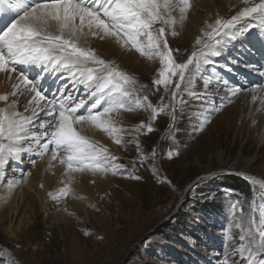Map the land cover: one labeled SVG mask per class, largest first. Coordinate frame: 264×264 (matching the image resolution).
I'll return each mask as SVG.
<instances>
[{
    "label": "rangeland",
    "instance_id": "374dc122",
    "mask_svg": "<svg viewBox=\"0 0 264 264\" xmlns=\"http://www.w3.org/2000/svg\"><path fill=\"white\" fill-rule=\"evenodd\" d=\"M229 1L214 5L210 0H189L186 18L176 19L174 26H165L169 46L179 49V52H173L177 63H185L195 51L192 41L183 35L187 28H193L192 17L203 18L201 30L206 33L216 27L218 19L229 20L245 7L260 3V0H240L237 4L234 0L228 4ZM12 18H18V14ZM243 21L248 24L243 30L234 29L237 36L242 34L249 40L253 35L260 34V42L256 40L252 45L262 44L264 47V24L251 18L242 19L239 23ZM159 27L161 25L156 24L153 29ZM173 28L175 35L172 34ZM200 36L198 33L197 37ZM71 39L75 41L77 37ZM231 42L234 48L228 47V52L223 51L220 58L212 59V64L201 69L193 80L191 92L179 93L184 98L183 104L179 98H172L178 76L172 78L168 88L160 85L157 91L153 81L159 78L162 68L160 58L141 55L128 45L132 53L141 58L140 62L134 66L131 63L127 66L111 64L135 81L126 86L133 90V98L126 102L124 108L114 109L104 116L125 121L123 118L134 112V106L129 110L128 105L133 104V99L144 96L148 97L153 107H164V112L151 121L153 131L140 128V121L133 125L135 129L126 143L116 144L117 151L124 152L126 146L131 148L124 164L130 163L132 170H136V176L140 177L136 179L135 188L129 192L131 194L123 195L114 202L112 225L105 217H93L89 222L85 213H80L78 221L85 226L80 231V238L83 237L84 241L81 242L75 233L64 240L66 235L61 229L72 211L67 213L64 208L53 205L46 214L35 191L28 190L25 185L27 175L16 185L24 196L18 194L4 206L0 204V264H246L232 251L236 242L227 240L226 230L237 235L238 229L233 221L241 215L247 219L253 205L264 203V189L260 186V182H264V102L252 105L249 100L244 102L245 97L250 99L249 92L255 88L256 82L259 81V88H264V76H257L249 82L246 76V67L250 64L264 67V52L252 53L244 43H238L241 41ZM80 43L90 50L87 39ZM234 52H237L236 55ZM128 54H119L123 63L128 62ZM37 76L38 73L29 74L36 81ZM209 79L212 85L206 86L205 82ZM218 81H227L229 87L235 86L243 91L232 97L219 86ZM44 93L59 99L66 95V89L58 87L55 91ZM84 93L83 90L73 97L74 100H87L78 114H84L94 102L87 105L92 97H88V92ZM238 103L245 106L244 109L238 110ZM108 106L102 101L96 111ZM217 107L222 110L212 112L210 123L204 126L203 131H195L203 118ZM21 112L24 111L21 109ZM242 112L247 115L245 119ZM225 120L228 122L224 126ZM213 144L215 147L204 154L205 147ZM109 149L107 151L112 156ZM177 149L179 156L175 155ZM153 150L156 152L154 161L147 159L141 164V156L148 157ZM170 150L173 152L171 159L167 155ZM199 154L204 155L203 160ZM22 155L6 165L3 185L19 179L23 173H30L34 168L33 160L44 159L38 157L35 150ZM113 171L93 173L94 195L86 201L80 202L71 193L67 195L71 194L70 197H73L70 199H76L85 209L97 207L99 201L108 200L107 188L111 184L107 182L111 181ZM127 176L122 174V186L127 185L124 180ZM235 179L246 182L248 188L244 192L233 189ZM236 201L243 205V213L237 210L232 217L229 206ZM30 204L34 205V212H31ZM17 207L19 212L21 210L18 216L14 214Z\"/></svg>",
    "mask_w": 264,
    "mask_h": 264
},
{
    "label": "snow or ice",
    "instance_id": "6c2138e0",
    "mask_svg": "<svg viewBox=\"0 0 264 264\" xmlns=\"http://www.w3.org/2000/svg\"><path fill=\"white\" fill-rule=\"evenodd\" d=\"M189 7V0H180L176 5L171 0H164L163 3L161 0H0V21L5 12L18 14V18L10 20L0 29V72L8 73L10 78L11 73H18L15 78L18 83L13 84L11 95L27 99L23 113L9 112L8 108L0 109V175L4 173L10 160L34 150L40 158L50 154L53 161L58 159L60 152L65 153L60 157V163L66 165L70 179V174L78 171L106 173L114 170L115 174V170L123 169V165H109L107 162L117 158L111 156L106 148L98 149L80 135L73 125L87 122L102 128L109 135L120 132L111 121L102 120L101 117L114 109L125 107L126 102L133 98V90L126 86L135 81L112 67L111 63L96 56L94 51L78 47L71 37L86 34L100 39L111 37L123 45L131 44L141 55L149 58L158 56L162 68L159 78L153 81L157 86L156 90H159L160 85L168 88L172 78L178 76L172 98H179L183 104L184 98L179 93L191 92L193 80L201 69L213 63L212 57L221 55V45L238 38L234 29L242 19L251 18L264 24V0H260V3L245 7L229 20L218 19L216 27L204 33L207 39H196V45L201 46L199 50L194 51L185 63H177L173 52H179V49L169 46L165 26L177 23L172 16L174 8L179 9L180 20H183ZM156 24L161 27L154 30L153 26ZM66 32L68 38L65 37ZM172 34H176L174 28ZM17 65L66 69L73 77H79V83L88 90V97L96 99L84 114H78L87 103L86 99L74 100L70 94L59 99H48L40 84ZM218 84L230 96L243 91L235 86L229 87L227 81H218ZM205 85L211 86L212 80L206 81ZM255 99L253 96V100ZM8 100V95H0V101ZM102 101L109 106L96 111ZM16 103V99L12 100L9 107ZM133 104L135 108L151 109L152 120L164 112V107H153L147 96L133 99ZM133 104L128 105L129 110ZM221 110L213 108L195 131H203L204 126L210 123L212 112ZM41 113L46 118H42ZM140 128H146L148 132L154 130L151 123L145 125L143 121ZM114 139L117 144L122 143L119 136H114ZM137 146L139 148L138 141ZM179 154L177 149L175 155ZM155 155L153 150L150 156H141V164L147 159L154 161ZM167 155L171 159L173 152L170 150ZM35 163L33 160L32 164ZM27 175L30 173L21 174L8 187L11 189L18 185ZM132 178L140 179L139 176ZM260 186L264 189V182H260ZM69 191L68 187H64L59 197L52 198H63ZM237 210L243 213V205L239 201L230 204V216L235 217ZM233 222L238 234L233 235L230 230H226L227 240L236 242L232 251L243 258L246 264H264V203L253 205L247 219L241 215Z\"/></svg>",
    "mask_w": 264,
    "mask_h": 264
},
{
    "label": "bare ground",
    "instance_id": "6f19581e",
    "mask_svg": "<svg viewBox=\"0 0 264 264\" xmlns=\"http://www.w3.org/2000/svg\"><path fill=\"white\" fill-rule=\"evenodd\" d=\"M210 1H212L214 5H223L226 1H229V0H210ZM233 1L234 0H230L228 2V4L233 2ZM235 1L238 4L240 0H235ZM163 2H164V0H161V3H163ZM171 2L173 3V5H176V4L180 3V0H171ZM201 4H203V3H201ZM177 10H178V12H176ZM172 16L175 17L177 20L180 19V12H179L178 8H174V10L172 11ZM12 17L13 16H12L11 12H5L3 14V20L0 21V29L4 28L5 25L10 20L13 19ZM202 19L203 18H200V17L199 18H196L195 16H194V18L192 17L191 18V24L193 25L192 26L193 28H187L186 31L183 32V35L187 36L190 39V42L192 41L191 44L195 48V49L193 48L195 51L199 50V48L201 47L200 45H196V39L198 38L197 34L200 33V35H201L200 37H202V35L204 37V33H205L204 31L201 30L203 28V25L201 24ZM77 23H78V21H77ZM247 24L248 23L246 21H243V23H238L236 25V30H243ZM185 26H187V25H185ZM85 33H87V29H85ZM65 37L68 38L67 32H66ZM258 37H261V35L260 34L258 36L253 35V37L251 39L246 40L245 36L243 37L241 34L240 36L238 35L237 39H234V43L241 41L238 43H244L247 47H249L251 49L252 53L255 52L257 54L260 52H264V47L262 44H256V45H254V47L252 45L256 40L259 41ZM179 38H181V37L179 36ZM83 39H87V41L90 42V45H91L90 50L94 51L96 56L100 57L101 59L105 60L106 62H109V63L114 62L116 65H120V66H125V65L127 66L128 63L129 64L131 63L132 66H134L136 64V62H140V60H141V58H139L138 55H134L132 53V50L128 47V45L131 46V44L123 45L122 43L117 42V40L115 38L109 37V38H105V39H100L98 36H92L91 34H86V35L78 36L77 40H75V41L72 40V41L74 43H76L78 47L86 48L85 45L80 43V41H82ZM205 39H207V38H205ZM234 46L235 45L233 44V42H228V43L222 44L221 45V55L216 56V57H212L211 59L220 58L222 56L223 51L228 52V50L230 49L228 47L234 48ZM126 52L129 53L130 56L127 58L128 62L123 63V59L119 56V54L126 53ZM234 53L236 55L237 52H234ZM256 54H254V55L257 57ZM137 64H139V63H137ZM23 66H24V68H23ZM111 66H112V64H111ZM18 67H20L22 70L27 69L25 72H27L28 75L38 73V76H37L38 81L37 82L40 84L43 93L45 91L48 93L55 91L56 88H58V87H59V89L65 88L66 89V95L70 94L72 97H76L77 95H80L83 90L85 91V93L88 92V90L86 89V86L79 83V77L78 76L73 77L69 73V71L66 69H63V68H55V69L46 68L45 69V68H42L40 66L33 67V66H25V65H19ZM246 68H248V72L246 74V76L248 78V82L250 81V79L257 78V76H264V73H263L264 71L262 72V70H264V67L263 68L261 66L259 67V66H257V64L253 63V64H250ZM10 75H11V78H10L8 73L0 72V95H8L9 96L8 101H0V108L1 109L2 108H8L9 112H12V111L21 112V109L24 111V107L27 106V99L24 96H20L19 98H17V97H13L11 95V93L14 90L13 84L18 83V81L15 79L16 76L18 75V73H11ZM258 82H256V84L254 85L255 88L253 90H251V92H249V95H251L250 99L248 97H245L244 100H246V101H244V102H247L249 100L250 105H252V103H255V102H258V103L264 102V88L263 87L259 88ZM69 89H71V90H69ZM44 94H46V93H44ZM84 94H82V95H84ZM45 96L48 99L49 98L53 99L51 96H48V95H45ZM253 96L256 97L255 100H253ZM14 99L17 100V103L15 105L9 107V105L11 104V101ZM95 99H96L95 97H92V99L89 100L87 105L92 103ZM238 105H239L238 110H241L243 107H245V106H242L240 103H238ZM86 109H87V107H86ZM258 109H259V106H258ZM21 113H23V112H21ZM27 114L28 113H25V115H27ZM243 116H244V114L242 112V117ZM246 116H244L243 119H245ZM41 117L46 118V117H43V113H41ZM101 119L106 120V121H111L112 124L116 128L120 129L121 131L118 133H115L113 135H109L102 128H99V127L92 125L90 123H87V122H84L82 124H74L73 127L80 135H82L86 139H88L90 143L94 142L93 144L98 149L99 148H106V149L110 148L109 150L113 154L112 156L115 157L117 155L116 160L107 162L109 165L113 164V163H116L118 165L124 164L126 161V158L128 156V150H131V148L129 146H126L124 152L122 150L117 151V148H116L117 143L115 142L114 136H119L122 139V143H126L128 141V137L133 134V128H134L133 125L134 124H136L140 121H143L146 124H148V123H151V121H152L150 109L145 110L144 108H135V106H134V112H131L128 117L123 118L125 121H118L115 118H112V117L108 118L107 116H102ZM227 122L228 121L225 120L222 125L225 126L227 124ZM222 129H223V127H222ZM33 130H35V129H33ZM215 144H217V143L215 142ZM124 146H125V144H124ZM213 147H215L214 144L207 147V148L205 147L204 154L207 153L209 150H211ZM64 155H65V153L61 152L59 154L58 159L53 161L51 159V155L46 154L42 161H38V162L35 161L36 163L34 165L33 170L30 171V175H28V177L25 180V185L27 186L28 190H34L35 191L36 198L39 201V203L41 204V208L43 209V211H45L46 214L53 205L57 206V207L59 206V209L64 208L67 213H70V211H72L71 212L72 215H70L69 219L64 221V222H66V225L64 226V228L61 229L63 231L64 235H66V236H64L65 237L64 240H66L68 238V235H70L71 233H75L79 236V239L81 240V242H83L84 241L83 237L80 238V236H81L80 231H83V228L85 226H82L78 221L80 213H85L86 219L89 222L92 221L93 217H96V218L105 217V220L112 225L111 222L113 221L114 218H113V215L111 213L114 210V202L116 200H120L123 195L131 194L129 192H131L136 186V179L132 178L133 176H136V173H135L136 170H132L131 166L129 165L130 163L128 165L124 164L123 169L116 170L115 174L111 178V181L107 182V183L111 184L110 186L108 185V188H107V191H108L107 192L108 193L107 199L108 200L102 201V202L99 201L97 203L98 204L97 207L85 209L84 207H82V205H80V202H83V200L86 201V199H88L92 195H94L93 194L94 191L92 189V184L94 182L95 176L93 175L92 172H89V171H85V172H79L78 171V172L71 173L70 174L71 179H70L69 174L66 172V165L60 163V157H63ZM22 156L23 155H21L20 157H22ZM199 157H200V159L203 160L204 155L199 154ZM74 167H76V166L74 165ZM122 174L128 175L126 179L124 178L125 182L127 183L126 186L121 185L123 183ZM4 175H5V173L0 175V186L1 185L3 186L0 188V204L3 206L5 204L9 203L10 199L13 198V196H15V195L19 194L20 196H22V195L24 196V192H21V190H19V188L17 186H14L11 189L8 187V184L12 183L13 181H8L6 184L3 185ZM41 185H43V187H41ZM64 187H69V189H70L69 193L74 194V196L78 197L81 201L76 202V199L75 200L70 199L73 197V196L70 197L71 194H70V196L66 195L67 197L64 196L63 198H60V199H53L52 198L53 196H57V197L60 196L61 189H63ZM87 191H88V193H87ZM89 192H91L92 194H89ZM50 193H51V195H50ZM31 204H32V200H31ZM31 204L29 205L30 209L32 210L31 212H34L33 211L34 205L32 206ZM63 204H64V206H63ZM20 213H21V210L19 212L18 207H17L16 212L14 214L16 216H18ZM117 222H119V220Z\"/></svg>",
    "mask_w": 264,
    "mask_h": 264
},
{
    "label": "trees",
    "instance_id": "16d2710c",
    "mask_svg": "<svg viewBox=\"0 0 264 264\" xmlns=\"http://www.w3.org/2000/svg\"><path fill=\"white\" fill-rule=\"evenodd\" d=\"M234 186H232L233 189L238 190V191H245L248 188V185L246 182L240 181L238 179L233 180Z\"/></svg>",
    "mask_w": 264,
    "mask_h": 264
}]
</instances>
